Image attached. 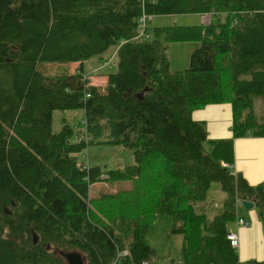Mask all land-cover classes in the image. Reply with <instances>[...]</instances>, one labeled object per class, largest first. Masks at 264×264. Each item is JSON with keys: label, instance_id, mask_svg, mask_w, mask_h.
I'll list each match as a JSON object with an SVG mask.
<instances>
[{"label": "trees", "instance_id": "trees-1", "mask_svg": "<svg viewBox=\"0 0 264 264\" xmlns=\"http://www.w3.org/2000/svg\"><path fill=\"white\" fill-rule=\"evenodd\" d=\"M189 14L208 22L156 28L140 41L148 17ZM170 42L199 43L187 69L170 70ZM112 45L117 71L94 86L83 62ZM77 63L70 73L45 72ZM258 100L264 0H0V264H67L62 255L72 252L84 264L148 263L158 216L182 236L179 264H264L240 262L227 240L239 219L247 223L242 200L264 229V181L252 186L233 171L234 141L264 138ZM221 104L231 109L230 137L209 139L192 113ZM73 109L85 116L76 141L67 125L52 131L53 113ZM101 137L130 151L134 165L102 171L79 162ZM104 182L128 185L90 197ZM214 183L225 198L211 216Z\"/></svg>", "mask_w": 264, "mask_h": 264}, {"label": "rangeland", "instance_id": "rangeland-1", "mask_svg": "<svg viewBox=\"0 0 264 264\" xmlns=\"http://www.w3.org/2000/svg\"><path fill=\"white\" fill-rule=\"evenodd\" d=\"M202 16L196 14L189 15H165L148 17L146 23L147 36L140 41L154 38V29L165 27H190L198 26L206 22H202ZM139 34H142V29L138 28ZM162 39V37H159ZM199 46L197 42H170L167 44V55L172 71H182L188 68L190 56L192 52ZM118 45L110 46L105 52L98 56H93L83 62L82 73L85 75L90 84L103 87L107 75L114 74L117 71V51ZM79 63L68 66L62 65H47L45 72L47 74L70 73L77 71ZM255 104L254 111L257 116L264 117V103L261 100ZM85 116L83 109H73L64 111H55L53 113L52 131L57 133L63 125H67L73 129L72 141L85 133ZM106 137L98 138L95 143L89 144L80 154L77 155L78 161L83 162L88 167H100L102 171L113 170L119 167L134 165L133 154L118 144H106ZM258 155H262L259 151ZM130 184V183H129ZM124 184H110L104 182L91 186L89 195L92 198L99 197L103 194H114L118 186H127ZM216 189V190H215ZM214 191L212 195V191ZM225 193L218 184H212L209 198L206 201L208 204L209 215L217 212V207L221 205ZM207 208H204L206 211ZM248 212L242 210L239 206L237 213L243 215L244 219H249ZM171 220L168 216H158L149 228L146 236L147 243L154 250L150 263L155 264H179L180 248L182 245L181 235H171L170 227ZM238 252V251H237ZM85 263V262H84Z\"/></svg>", "mask_w": 264, "mask_h": 264}, {"label": "crops", "instance_id": "crops-1", "mask_svg": "<svg viewBox=\"0 0 264 264\" xmlns=\"http://www.w3.org/2000/svg\"><path fill=\"white\" fill-rule=\"evenodd\" d=\"M194 120L205 124L209 139H224L230 137L231 109L228 104L210 105L192 113ZM262 155H258V152ZM234 169L240 173L248 184L255 186L264 181V138H242L234 141ZM242 210H244L242 208ZM249 219H244L250 225L234 228L239 239L238 259L264 260V229L255 212H248Z\"/></svg>", "mask_w": 264, "mask_h": 264}, {"label": "built area", "instance_id": "built-area-1", "mask_svg": "<svg viewBox=\"0 0 264 264\" xmlns=\"http://www.w3.org/2000/svg\"><path fill=\"white\" fill-rule=\"evenodd\" d=\"M201 19H202V22L208 21V17H206V16H203ZM236 225H237L236 228H239V227H243V226H248L250 224L249 223H245L243 220L239 219L237 221ZM234 231L233 230H229V232L227 233V240L230 242V245H231L232 248L238 249L239 248V239H238V235H237L236 231L235 232ZM126 255H127V252L123 251V252H121L118 255V258L121 257V256H126ZM142 264H148V263L147 262H143Z\"/></svg>", "mask_w": 264, "mask_h": 264}, {"label": "water", "instance_id": "water-1", "mask_svg": "<svg viewBox=\"0 0 264 264\" xmlns=\"http://www.w3.org/2000/svg\"><path fill=\"white\" fill-rule=\"evenodd\" d=\"M137 98L141 100L142 94L137 95ZM242 207L245 210H251L253 208V202L251 201H240ZM35 241V240H34ZM63 258L65 259L67 264H84V258L78 254V253H68V254H63Z\"/></svg>", "mask_w": 264, "mask_h": 264}, {"label": "bare ground", "instance_id": "bare-ground-1", "mask_svg": "<svg viewBox=\"0 0 264 264\" xmlns=\"http://www.w3.org/2000/svg\"><path fill=\"white\" fill-rule=\"evenodd\" d=\"M150 264V262H148Z\"/></svg>", "mask_w": 264, "mask_h": 264}]
</instances>
